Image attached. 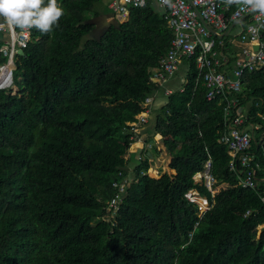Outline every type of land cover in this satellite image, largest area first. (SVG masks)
Segmentation results:
<instances>
[{"label":"trees","instance_id":"obj_1","mask_svg":"<svg viewBox=\"0 0 264 264\" xmlns=\"http://www.w3.org/2000/svg\"><path fill=\"white\" fill-rule=\"evenodd\" d=\"M99 1L58 0V26L31 29L15 61V91L0 89V264H264V227H256L264 222V169L244 187L229 168L218 141L227 99L206 98L194 56L183 58V89L164 95L148 75L173 36L165 18L146 0L94 34L90 18L106 11ZM215 36L232 60L230 35ZM153 93L159 106L143 130L159 133L175 170L158 177L142 172L146 157L124 156L132 141L125 121ZM225 95L264 124V66L245 71L240 91ZM258 137L248 150L264 165ZM208 155L218 193L198 221L183 193ZM119 170L136 181L111 212Z\"/></svg>","mask_w":264,"mask_h":264},{"label":"built area","instance_id":"obj_2","mask_svg":"<svg viewBox=\"0 0 264 264\" xmlns=\"http://www.w3.org/2000/svg\"><path fill=\"white\" fill-rule=\"evenodd\" d=\"M145 2L146 0H109V14L121 22L126 19L131 7H141ZM153 2V6L156 4L159 13L165 18L173 36L166 52L160 56L157 64L149 69L148 79L162 87L163 94L167 95L174 90L168 81L182 64L183 58L194 56L197 68L196 81L201 80L206 87V98L213 99L217 95H223L224 99H227L223 112V128L218 141L227 147V153L230 155L228 166L240 172L238 182L242 186L253 187L257 179L256 171L259 168L264 169V165L255 159L248 148L256 133L259 134L258 139L264 141V124L250 121L247 110L238 103V98L234 95L228 98L225 94L240 91L241 79L245 71L264 66V14L235 4L228 6L224 0H154ZM244 16L249 19L238 33V48L231 60L229 53L221 49L224 41L221 38L217 39L215 35L223 33L233 20ZM205 22L214 32L210 31ZM31 29L10 26L0 18V55L5 57L0 62V89L14 86L13 70L16 66L17 49H23L28 44ZM237 43L233 42V44ZM178 87L179 90L183 89V85ZM155 97V93L146 95L133 118L125 121L132 131L130 134L132 141L124 156L128 157L133 152L134 161L146 157L148 167L142 172L149 175L148 168L155 164L150 153L155 150L153 138L157 133H146L145 137H142V134L145 133L143 128L151 110L159 106ZM257 114L264 119V112L258 111ZM160 144H164L163 138ZM132 167L127 165L128 170ZM117 175L118 178L111 181L114 193L106 201V208L111 212L118 209L127 187L136 181L132 175L124 174L121 170ZM192 179L193 185L188 187L183 195L197 204L198 221H201L205 211L212 204V199L218 193L214 187L216 175L212 170L210 155L205 158L203 166L192 174ZM200 185L210 192V196L201 192ZM261 199L264 200V194ZM248 212L249 209L246 210V213ZM256 227L259 233L264 227V222H257Z\"/></svg>","mask_w":264,"mask_h":264},{"label":"clouds","instance_id":"obj_3","mask_svg":"<svg viewBox=\"0 0 264 264\" xmlns=\"http://www.w3.org/2000/svg\"><path fill=\"white\" fill-rule=\"evenodd\" d=\"M228 6L233 4L250 8L264 14V0H224ZM0 0V18L8 25L21 29L35 27L40 32L49 33L54 26H58L64 9L58 0Z\"/></svg>","mask_w":264,"mask_h":264},{"label":"rangeland","instance_id":"obj_4","mask_svg":"<svg viewBox=\"0 0 264 264\" xmlns=\"http://www.w3.org/2000/svg\"><path fill=\"white\" fill-rule=\"evenodd\" d=\"M108 1L109 0H100L98 2V5L103 7L104 9L106 8V11L107 13H110V10L108 8ZM154 5V3H153ZM234 31H236V28H232L230 30L231 33H233ZM92 33H98V32H95L93 31ZM185 67L180 64L178 69L176 70V72L174 73L173 77L168 81V84L175 87V86H178V85H182L184 80H185V72H184V69ZM13 89V91H15L16 89V86L14 85L13 87H11ZM161 101V100H160ZM159 104V103H158ZM147 134H143V136L145 137ZM152 138V137H150ZM155 139V145L156 147L155 150L153 151V153H150V155L152 154L153 155V163L155 164H152L151 165V168H150V175L151 176H158L160 175L163 171L165 172H168V173H173L174 170H172L169 165H168V153L165 149V146L164 144H160L161 143V140L159 137H157V135L154 136ZM171 140V139H169ZM159 145V146H158ZM151 152V151H150ZM152 168L155 169V171L153 172L152 171ZM128 175L131 176V172L128 171Z\"/></svg>","mask_w":264,"mask_h":264},{"label":"water","instance_id":"obj_5","mask_svg":"<svg viewBox=\"0 0 264 264\" xmlns=\"http://www.w3.org/2000/svg\"><path fill=\"white\" fill-rule=\"evenodd\" d=\"M241 18L237 19L240 20ZM90 22L94 24V28L100 29V33L105 32L110 25H117L118 21L115 18L109 17L107 12H101L97 15H94L90 18ZM206 26L210 29V31L214 32L212 27L205 22ZM257 47V46H255ZM23 49L18 48L17 53H21ZM173 169V168H172ZM174 170V169H173ZM175 172V170H174Z\"/></svg>","mask_w":264,"mask_h":264},{"label":"crops","instance_id":"obj_6","mask_svg":"<svg viewBox=\"0 0 264 264\" xmlns=\"http://www.w3.org/2000/svg\"><path fill=\"white\" fill-rule=\"evenodd\" d=\"M154 0H152V2H153ZM109 2V1H108ZM154 3V2H153ZM108 5V4H107ZM154 7V9L159 13V11H158V7H157V5L155 4V6H153ZM109 14V13H108ZM160 14V13H159ZM129 15V14H128ZM109 17H111L110 16V14H109ZM113 18V17H112ZM128 18V16L126 17V19ZM248 17L247 16H244L243 18H241L240 20H233L231 23H230V25H229V28L227 29V30H225L223 33H221V34H219L218 36H222L223 34H226V33H228L230 36H229V38H230V43H231V48H232V50H233V54H234V52H235V50L238 48V44H239V42H238V33H239V31L241 30V28H242V26L248 21ZM119 22V21H118ZM94 27V26H93ZM232 28H236V31H234L233 33H231L230 32V30L232 29ZM93 30V29H92ZM98 33H100V32H98ZM233 42L235 43H237V44H233ZM145 133H150V132H148V131H145ZM144 133V134H145ZM157 134H159V133H157ZM161 135V134H160ZM158 136V135H157ZM162 136V135H161ZM142 137H144L143 136V134H142ZM163 137V136H162Z\"/></svg>","mask_w":264,"mask_h":264},{"label":"flooded vegetation","instance_id":"obj_7","mask_svg":"<svg viewBox=\"0 0 264 264\" xmlns=\"http://www.w3.org/2000/svg\"><path fill=\"white\" fill-rule=\"evenodd\" d=\"M93 31L100 32V29H96V28L93 27Z\"/></svg>","mask_w":264,"mask_h":264},{"label":"bare ground","instance_id":"obj_8","mask_svg":"<svg viewBox=\"0 0 264 264\" xmlns=\"http://www.w3.org/2000/svg\"><path fill=\"white\" fill-rule=\"evenodd\" d=\"M150 168H151V166H150ZM150 168H149V173H150Z\"/></svg>","mask_w":264,"mask_h":264}]
</instances>
